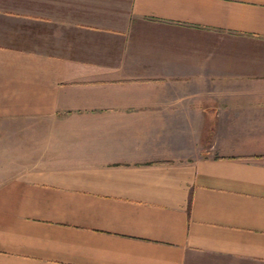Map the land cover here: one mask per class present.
Masks as SVG:
<instances>
[{
  "label": "crops",
  "instance_id": "0c3cea01",
  "mask_svg": "<svg viewBox=\"0 0 264 264\" xmlns=\"http://www.w3.org/2000/svg\"><path fill=\"white\" fill-rule=\"evenodd\" d=\"M0 120V264H264V0H0Z\"/></svg>",
  "mask_w": 264,
  "mask_h": 264
},
{
  "label": "rangeland",
  "instance_id": "374dc122",
  "mask_svg": "<svg viewBox=\"0 0 264 264\" xmlns=\"http://www.w3.org/2000/svg\"><path fill=\"white\" fill-rule=\"evenodd\" d=\"M55 126L53 121L0 120V182L48 160Z\"/></svg>",
  "mask_w": 264,
  "mask_h": 264
}]
</instances>
